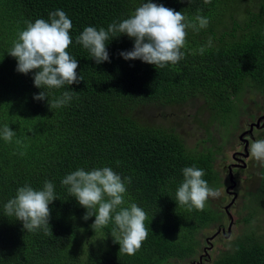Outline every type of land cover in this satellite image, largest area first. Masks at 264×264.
Wrapping results in <instances>:
<instances>
[{
    "label": "trees",
    "instance_id": "obj_1",
    "mask_svg": "<svg viewBox=\"0 0 264 264\" xmlns=\"http://www.w3.org/2000/svg\"><path fill=\"white\" fill-rule=\"evenodd\" d=\"M143 2L0 0V128L8 125L16 132L11 143L0 138V264L197 261L203 245L199 234L223 223V214L211 205V199L202 211H188L175 202L186 167L203 169V179L219 192L224 185L216 184L215 155L220 152L192 146L171 118L180 107L193 106L199 100L196 115L208 113L207 124L198 120L200 125L205 129L219 126L223 142H235L239 116L247 114L243 93L264 94V0H211L209 4L204 0H151L184 13L189 20L199 14L210 21L198 34L187 31L181 49L184 58L165 68L124 60L120 53L134 47L126 35L108 41L110 62L99 65L76 44L85 27L107 29L113 21L129 18ZM57 9L72 21V44L67 51L77 59V75L83 81L46 89L50 100L74 91L69 104L50 109L48 100L34 99L43 91L34 86V72L18 73L17 61L8 52L26 21L48 20L49 13ZM210 37L213 46L209 48ZM201 47H205L203 54ZM154 107L162 112L159 123L149 114ZM259 108L263 109L256 106L254 112ZM231 137L234 140L229 141ZM103 167L132 177L124 207L136 203L146 213L148 237L135 255H119L120 246L113 243L110 227L96 234L91 229L95 217L85 221L86 209L61 184L78 169ZM46 180L54 184L57 197L50 205L48 234L43 230L25 232L15 217L4 216V204L15 197L18 188L27 184L40 190ZM263 209L238 219L243 229L227 238L236 239L233 247L203 264H264V234L259 222Z\"/></svg>",
    "mask_w": 264,
    "mask_h": 264
},
{
    "label": "clouds",
    "instance_id": "obj_2",
    "mask_svg": "<svg viewBox=\"0 0 264 264\" xmlns=\"http://www.w3.org/2000/svg\"><path fill=\"white\" fill-rule=\"evenodd\" d=\"M210 2L204 0L205 4ZM209 22L208 18L199 14L189 20L184 13L144 0L129 18L113 21L107 29L85 27L76 37V44L82 45L99 65L110 62L108 41L126 35L134 41V47L120 53L124 60H140L156 68H165L184 58L181 49L185 47L187 31L198 34L208 27ZM25 23L26 28L18 33L8 52L17 61L16 71L24 75L34 72V86L43 90L34 95L36 101L48 100L50 109L69 104L74 91H64L60 97L50 100L46 89H61L65 85L71 86L83 81L82 76L77 75V59L67 51L72 44V21L63 10L57 9L49 13L48 20L41 18ZM212 46L210 37L207 47ZM199 51L203 54L205 47ZM15 135L16 132L8 125L0 128V138L7 143H11ZM248 151L251 159L264 166V139L252 141ZM119 163L117 161V166ZM205 175L203 169L194 166L183 169L184 179L175 193L178 206L186 207L188 211H202L209 197L220 195L219 190L209 187L203 179ZM131 183L132 177H122L110 167L91 171L81 168L66 175L61 181L69 195L86 209L83 219L88 221L95 217L91 229L97 234L110 227L113 243L120 246L119 255L128 256L135 255L148 237L145 211L136 203L124 207V195L127 185ZM54 189V184L48 180L40 190L27 184L18 188L15 197L4 204V216L15 217V221L22 223L25 232L43 230L47 235L51 218L50 205L57 199ZM199 260L193 263L198 264Z\"/></svg>",
    "mask_w": 264,
    "mask_h": 264
},
{
    "label": "flooded vegetation",
    "instance_id": "obj_3",
    "mask_svg": "<svg viewBox=\"0 0 264 264\" xmlns=\"http://www.w3.org/2000/svg\"><path fill=\"white\" fill-rule=\"evenodd\" d=\"M263 116L264 112L255 113L245 123L240 125V128L235 135V142L229 149H223L222 146H216L212 149H208L220 152L215 155V158L218 159L216 160L215 168L219 172V179L216 184L224 185L223 189L226 193L225 202L229 199L230 201L227 205L232 203L230 213L233 217V225L231 233H226L228 232V228L230 226V221L228 220L225 212V207L227 205L222 206V202L216 205V207L219 208V211L223 212V223H216L210 228L211 232H213L211 236L219 232L218 236L211 243L207 242V238L211 236L205 237L202 233L199 234V236L203 237L202 240L204 242V246L199 249L201 253L198 256V260L206 253L205 250H207V253L211 256V253L216 248V242L218 239L228 240L227 238L235 235V233L233 234V228L235 226L238 225L240 231V224H237L236 221L250 215L256 208H260L258 207L259 202L264 201V191L262 190L264 185V166H261L260 163L251 159L248 151L249 145L252 141L256 139H264V121L260 122L257 126H252ZM230 140L234 139L231 137L229 141ZM259 169L260 174L258 176L253 175L255 171ZM231 187L232 195L229 196V194H227V189ZM238 204L241 205L239 206ZM249 225L250 224H248V226ZM226 226L227 231L225 230ZM232 247L233 245L229 248ZM186 261L190 264H193L194 262L189 259Z\"/></svg>",
    "mask_w": 264,
    "mask_h": 264
},
{
    "label": "rangeland",
    "instance_id": "obj_4",
    "mask_svg": "<svg viewBox=\"0 0 264 264\" xmlns=\"http://www.w3.org/2000/svg\"><path fill=\"white\" fill-rule=\"evenodd\" d=\"M242 101L245 105V110L247 111V114H242L239 116V124L242 125L243 123H245L250 117V114L254 112V108L256 106H262L263 109L262 110H258L255 113H261L264 112V94L261 93H250L248 91H246L245 93H243L242 95ZM201 101L196 100L195 101V105L190 106V107H180L179 111L174 113V117L171 118L172 122H175L178 126V130L180 132H184L186 133V137L188 138L189 143L192 146H196L198 149H203V150H208V149H212L216 146H222L223 149H229L230 146L232 145L231 143H224L222 140V136L223 134V129H221L219 126H214L212 125V127H210L209 129H205L204 126L200 125L199 121H203V123L207 124V117H208V113H204L203 115L197 116L196 115V110L199 109L198 105H200ZM148 109L145 110V112H147ZM160 113H162L159 108L154 107L153 109H151L149 111V114L151 115V117L153 118L155 123H159L158 122V118ZM189 115L192 116V118L189 117ZM236 118V115H234V118ZM160 119V118H159ZM232 119V120H233ZM166 122L169 123V119H166ZM199 120V121H198ZM231 120V121H232ZM163 121V120H162ZM236 132H234L235 134ZM220 159V158H219ZM218 160V159H217ZM260 174V169L255 171V173L253 175L258 176ZM225 198H226V193L224 191V189H222V192H220V195L218 197H209V199H211L210 203L212 206H216L218 204H220L222 202V206H225L229 203V199H227V201L225 202ZM239 206L241 204H238ZM258 207L263 208L264 207V201L259 202ZM219 210V209H218ZM223 214V212H221ZM260 222V233L264 234V211L261 215V220ZM244 225L240 224V229H243ZM227 231V226L226 229ZM239 231V226H235L233 228V234H238ZM213 234V232H211L210 229L205 230L204 231V236H211ZM236 239H233L231 241H227L225 239H218L216 242V248L215 250L211 253V257L212 259H214L219 253V251L222 250H227L230 246L233 245V243H235ZM242 238H239L238 242H241ZM201 243L203 244L202 247L204 246V242L203 240H201ZM198 261V259H197ZM174 264H190L188 261L187 262H177ZM204 264H208L207 262H205Z\"/></svg>",
    "mask_w": 264,
    "mask_h": 264
},
{
    "label": "water",
    "instance_id": "obj_5",
    "mask_svg": "<svg viewBox=\"0 0 264 264\" xmlns=\"http://www.w3.org/2000/svg\"><path fill=\"white\" fill-rule=\"evenodd\" d=\"M262 121H264V116L261 117V118L259 119V121H258L256 124H253L252 126H257V125H258L260 122H262ZM231 190H232V187L227 189V194H229V196L232 195ZM231 208H232V203H230L229 205H227V206L225 207V212H226V214H227L228 220L230 221V226H229V228H228V232H226V233H229V234L231 233V228H232V225H233V217H232V215H231V213H230V209H231ZM218 234H219V232L216 233V234H214L213 236L207 238V242H208V243H211L213 240H215V238L218 236ZM224 234H225V230H224ZM211 248H212V247H211ZM211 248H209V249H211ZM205 252H206V253H205L202 257H200V260H199V263H198V264H203V259H204V258H207V259H210V258H211L210 255L207 253V250H205ZM193 264H197V263H193Z\"/></svg>",
    "mask_w": 264,
    "mask_h": 264
}]
</instances>
